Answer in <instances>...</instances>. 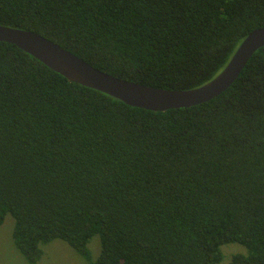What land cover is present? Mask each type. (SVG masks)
Instances as JSON below:
<instances>
[{
	"label": "trees",
	"instance_id": "obj_1",
	"mask_svg": "<svg viewBox=\"0 0 264 264\" xmlns=\"http://www.w3.org/2000/svg\"><path fill=\"white\" fill-rule=\"evenodd\" d=\"M96 68L192 89L264 26V0H0ZM29 264L67 242L89 264H264V46L206 102L155 111L0 41V228ZM99 235L100 252L89 247Z\"/></svg>",
	"mask_w": 264,
	"mask_h": 264
},
{
	"label": "water",
	"instance_id": "obj_2",
	"mask_svg": "<svg viewBox=\"0 0 264 264\" xmlns=\"http://www.w3.org/2000/svg\"><path fill=\"white\" fill-rule=\"evenodd\" d=\"M0 41L17 45L71 81L101 90L132 106L165 111L206 102L227 90L252 55L264 46V26L246 36L213 79L192 89L160 88L115 76L33 30L0 24Z\"/></svg>",
	"mask_w": 264,
	"mask_h": 264
},
{
	"label": "rangeland",
	"instance_id": "obj_3",
	"mask_svg": "<svg viewBox=\"0 0 264 264\" xmlns=\"http://www.w3.org/2000/svg\"><path fill=\"white\" fill-rule=\"evenodd\" d=\"M14 218L6 216V221L0 228V264H29L25 257L16 249L14 244L13 224ZM93 259L99 255L100 238L95 235L89 245ZM224 260L227 264L230 258L239 252H245V247L239 243L226 244L223 247ZM44 254L36 264H89L67 242L56 239L43 244Z\"/></svg>",
	"mask_w": 264,
	"mask_h": 264
}]
</instances>
